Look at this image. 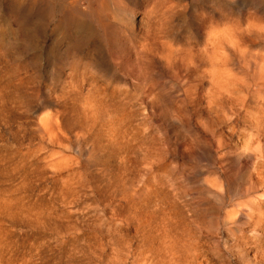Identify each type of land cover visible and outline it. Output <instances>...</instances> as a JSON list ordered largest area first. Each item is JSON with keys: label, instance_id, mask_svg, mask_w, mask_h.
I'll return each mask as SVG.
<instances>
[{"label": "rangeland", "instance_id": "rangeland-1", "mask_svg": "<svg viewBox=\"0 0 264 264\" xmlns=\"http://www.w3.org/2000/svg\"><path fill=\"white\" fill-rule=\"evenodd\" d=\"M174 1L202 7L176 44L201 40L202 15L264 28L257 0ZM58 4L0 0V264H264V37L186 115L156 64L144 89L119 91L136 68L100 64L111 51L97 48V16L69 63L78 34L62 41ZM85 76L109 96L95 115L64 99Z\"/></svg>", "mask_w": 264, "mask_h": 264}, {"label": "bare ground", "instance_id": "bare-ground-1", "mask_svg": "<svg viewBox=\"0 0 264 264\" xmlns=\"http://www.w3.org/2000/svg\"><path fill=\"white\" fill-rule=\"evenodd\" d=\"M143 1L59 0V25L62 30V41L70 42L72 41L73 32L78 34L74 44L70 42L68 51H66L68 62L70 61L69 63L79 67L81 55L75 58L73 54L79 53L83 47L89 44L87 40V38H89V41L91 39V37H88L90 34L89 24L91 19L97 16L96 20L105 35L104 37H96L97 39L94 38L97 40L96 43L99 42L97 48L111 51L109 55L104 54L101 56L100 64L107 66L111 75L114 76L122 74H119V72L122 71L120 68L121 62L125 59H129L128 61L136 68L126 74L127 83L122 85L124 88L126 87V90L123 91V88L119 91L124 92L123 94L126 91L132 92L131 88L138 91L139 87H143L141 81L147 76L146 73L149 74V66L154 64L155 67L156 64L161 68L159 76L162 81L160 84L166 98L181 103L180 109L184 114L188 112V107H194L193 113H190L197 116L205 104L202 105V102L216 99L219 90L224 89L223 86L235 81V78L229 79L230 75L233 76L230 70L232 66L230 64L235 60L233 56L243 53L244 48V59L246 61L250 46L258 43L264 37V28L249 23L246 28L229 26L223 29L221 18H218V16L208 18L202 15L197 18L203 34L201 40L176 44L174 40L176 27L187 29L192 13L202 9L200 3L195 1L191 11L188 5L177 4L173 0H145L147 6L143 12H139ZM214 1H216V5L222 4L221 0ZM257 1L264 7V0ZM202 38L204 39L202 40ZM228 67L229 72H227ZM155 68L151 69L155 70ZM72 72V75H75L76 70ZM152 72L150 71V73ZM226 73L230 74L227 75L229 77L225 76ZM123 74L125 73L123 72ZM252 77L256 78V75H252ZM90 80V76H85L81 80L77 79V82L72 83L74 85L70 84L69 89L67 91L65 89L66 92L64 93V99L66 100L67 97L72 103H79L83 107L86 116L95 115L98 111L96 105L104 104V101H107L109 97L102 94L103 92L98 93L101 92V88L95 86ZM110 94L113 95V93ZM136 95L138 94L136 93ZM145 96H143L144 99ZM121 97H123L122 94ZM135 100L140 101L136 97ZM101 106L99 105V107ZM219 150L220 147L216 149V152L218 153Z\"/></svg>", "mask_w": 264, "mask_h": 264}]
</instances>
